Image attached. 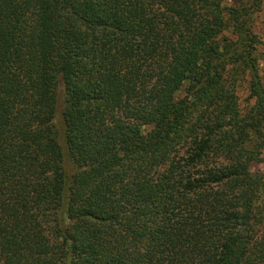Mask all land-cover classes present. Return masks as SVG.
Listing matches in <instances>:
<instances>
[{"label": "trees", "instance_id": "obj_1", "mask_svg": "<svg viewBox=\"0 0 264 264\" xmlns=\"http://www.w3.org/2000/svg\"><path fill=\"white\" fill-rule=\"evenodd\" d=\"M0 264H264V0H0Z\"/></svg>", "mask_w": 264, "mask_h": 264}, {"label": "rangeland", "instance_id": "obj_2", "mask_svg": "<svg viewBox=\"0 0 264 264\" xmlns=\"http://www.w3.org/2000/svg\"><path fill=\"white\" fill-rule=\"evenodd\" d=\"M261 167L262 166L260 164H253L251 169H252V171H257V170L261 169Z\"/></svg>", "mask_w": 264, "mask_h": 264}]
</instances>
